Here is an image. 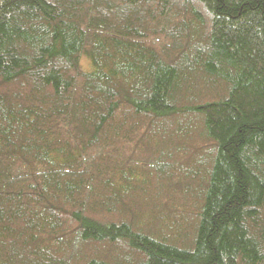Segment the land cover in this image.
<instances>
[{
	"label": "trees",
	"instance_id": "obj_1",
	"mask_svg": "<svg viewBox=\"0 0 264 264\" xmlns=\"http://www.w3.org/2000/svg\"><path fill=\"white\" fill-rule=\"evenodd\" d=\"M0 264H264V0H0Z\"/></svg>",
	"mask_w": 264,
	"mask_h": 264
},
{
	"label": "rangeland",
	"instance_id": "obj_2",
	"mask_svg": "<svg viewBox=\"0 0 264 264\" xmlns=\"http://www.w3.org/2000/svg\"><path fill=\"white\" fill-rule=\"evenodd\" d=\"M82 64H83V66H85V67L87 66L86 61H85L84 59L82 60Z\"/></svg>",
	"mask_w": 264,
	"mask_h": 264
}]
</instances>
